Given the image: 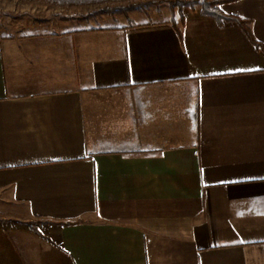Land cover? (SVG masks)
I'll list each match as a JSON object with an SVG mask.
<instances>
[{
	"label": "crops",
	"instance_id": "crops-1",
	"mask_svg": "<svg viewBox=\"0 0 264 264\" xmlns=\"http://www.w3.org/2000/svg\"><path fill=\"white\" fill-rule=\"evenodd\" d=\"M222 8L264 44V0ZM184 14L0 29V264H264V53Z\"/></svg>",
	"mask_w": 264,
	"mask_h": 264
},
{
	"label": "rangeland",
	"instance_id": "rangeland-1",
	"mask_svg": "<svg viewBox=\"0 0 264 264\" xmlns=\"http://www.w3.org/2000/svg\"><path fill=\"white\" fill-rule=\"evenodd\" d=\"M102 5L56 6L48 2L34 0H0V29H3L6 36L21 38L27 34H44L47 32H56L64 30V24L69 22L73 27H116L122 24L134 25L152 23L162 20H171V8L168 3L160 6H152L148 11H133L118 14H109L101 10ZM190 9V8H185ZM177 17L180 21L178 8ZM184 13V10H183ZM172 91L166 95L165 104L179 107L182 112L189 107L195 106L196 92L192 89H180L178 84L162 85V89L171 88ZM153 98L144 100L139 94H136L135 105H152Z\"/></svg>",
	"mask_w": 264,
	"mask_h": 264
},
{
	"label": "trees",
	"instance_id": "trees-1",
	"mask_svg": "<svg viewBox=\"0 0 264 264\" xmlns=\"http://www.w3.org/2000/svg\"><path fill=\"white\" fill-rule=\"evenodd\" d=\"M48 2L56 6L73 7V6H88V5H102L105 4L102 12L109 14H118L133 12V11H148L152 6H160L164 3L170 5L172 11L171 23L177 30V33L182 37V30L179 27V23L185 24L186 16L183 13L185 8L196 9L201 6V15L204 17H211L217 21V23L224 27L228 24L238 25L251 43L262 53H264V44L257 39L252 27L251 21L242 17L231 15L226 13L222 6L224 4L234 3L240 0H34ZM178 8L180 13V21L177 17ZM113 28V27H108ZM34 34H27L22 37H31ZM3 39H13V37L3 35ZM199 102L197 104L196 127L198 132V140L200 138V112Z\"/></svg>",
	"mask_w": 264,
	"mask_h": 264
}]
</instances>
